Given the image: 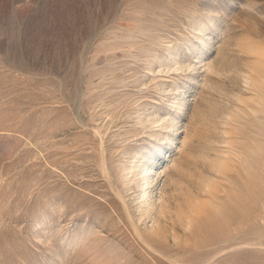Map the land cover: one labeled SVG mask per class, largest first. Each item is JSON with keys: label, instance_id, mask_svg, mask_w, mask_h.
<instances>
[{"label": "rangeland", "instance_id": "374dc122", "mask_svg": "<svg viewBox=\"0 0 264 264\" xmlns=\"http://www.w3.org/2000/svg\"><path fill=\"white\" fill-rule=\"evenodd\" d=\"M0 264H264V0H0Z\"/></svg>", "mask_w": 264, "mask_h": 264}, {"label": "bare ground", "instance_id": "6f19581e", "mask_svg": "<svg viewBox=\"0 0 264 264\" xmlns=\"http://www.w3.org/2000/svg\"><path fill=\"white\" fill-rule=\"evenodd\" d=\"M254 51H255V50H254ZM173 164L175 165L176 163L174 162ZM174 165H171V166H174ZM164 169H165V168H164ZM167 169H168V168H167ZM167 169H166V170H167ZM151 170H152V169H149V170H147V172H148V171L150 172ZM166 170H163V171L165 172ZM163 171H159V170H158V171L156 170V172H155V171H151V172L148 174V176H147L148 178L146 177L145 180L142 181L144 185L140 188V191H139V190H138V191H139V192H142V193L144 192V193H146L147 197H150V194H151V193L148 192V191L150 190L149 188H150V186H151L152 179H153V178H156V180H157L158 182H161V181L163 180V174L167 173V172L163 173ZM168 176H169V175H168ZM165 177H166V176H165ZM143 179H144V178H143ZM141 180H142V179H141ZM154 180H155V179H154ZM154 183H155V182H154ZM154 183H153V184H154ZM155 184H156V183H155ZM164 187H165V186H164ZM151 188H152V187H151ZM135 193H136V192H135ZM149 193H150V194H149ZM130 195H131V194H130ZM144 195H145V194H144ZM151 195H152V194H151ZM186 195H187V194H186ZM186 195H185V196H186ZM137 196H138V195H137ZM142 196H143V194H142ZM142 196H141V197H142ZM157 196H158V195H157ZM143 197H144V196H143ZM143 197H142V198H143ZM144 198H145V197H144ZM194 199H195V198H194ZM148 200H149V199H148ZM150 200H151V199H150ZM195 200H196V199H195ZM146 201H147V200H146ZM147 202L151 203V201H147ZM198 203H199V202H198ZM178 204H179V203H178ZM179 206H180V205H179ZM182 206H183V205H181L180 207H182ZM201 207H202V203H201ZM217 209H218V207H217ZM177 211H178V210H177ZM215 211H216V210H215ZM178 212H179V211H178ZM180 212H181V211H180ZM182 213H183V212H182ZM182 213H180L179 215H182ZM182 217H184V216H182ZM185 217H186V216H185ZM135 219H136V218H135ZM186 221H187V220H186ZM158 223H159V222H158ZM158 223H157V224H158ZM158 226H159V225H158ZM155 227H156V226H155ZM162 227H163V226H160V228H162ZM158 228H159V227H157V228H152V231H154L155 233L161 235V234H160V233H161V231H160L161 229H158ZM163 228H164V227H163ZM163 228H162V229H163ZM164 229H165V228H164ZM150 231H151V229H150ZM162 231H163V230H162ZM154 232H153V233H154ZM164 232H165V231H164ZM153 233H152V234H153ZM155 233H154V234H155ZM162 234H163V232H162ZM164 235H166V234H164ZM156 236H157V235H156Z\"/></svg>", "mask_w": 264, "mask_h": 264}]
</instances>
